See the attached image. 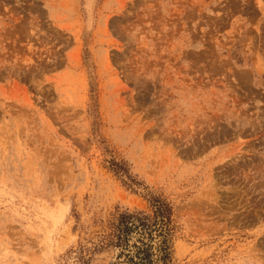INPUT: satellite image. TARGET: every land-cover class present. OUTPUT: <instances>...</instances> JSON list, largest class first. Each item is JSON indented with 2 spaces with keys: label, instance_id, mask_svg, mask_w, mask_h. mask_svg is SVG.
Masks as SVG:
<instances>
[{
  "label": "rangeland",
  "instance_id": "rangeland-1",
  "mask_svg": "<svg viewBox=\"0 0 264 264\" xmlns=\"http://www.w3.org/2000/svg\"><path fill=\"white\" fill-rule=\"evenodd\" d=\"M0 264H264V0H0Z\"/></svg>",
  "mask_w": 264,
  "mask_h": 264
},
{
  "label": "trees",
  "instance_id": "trees-1",
  "mask_svg": "<svg viewBox=\"0 0 264 264\" xmlns=\"http://www.w3.org/2000/svg\"><path fill=\"white\" fill-rule=\"evenodd\" d=\"M158 202V201H157ZM164 207V208H163ZM167 207V205L165 204H161V203H156L155 205V211H164L165 208Z\"/></svg>",
  "mask_w": 264,
  "mask_h": 264
},
{
  "label": "bare ground",
  "instance_id": "bare-ground-1",
  "mask_svg": "<svg viewBox=\"0 0 264 264\" xmlns=\"http://www.w3.org/2000/svg\"><path fill=\"white\" fill-rule=\"evenodd\" d=\"M59 219V218H58ZM58 221V220H57Z\"/></svg>",
  "mask_w": 264,
  "mask_h": 264
}]
</instances>
